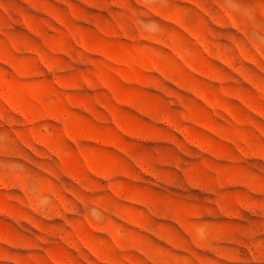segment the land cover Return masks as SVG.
<instances>
[{
	"label": "rangeland",
	"instance_id": "rangeland-1",
	"mask_svg": "<svg viewBox=\"0 0 264 264\" xmlns=\"http://www.w3.org/2000/svg\"><path fill=\"white\" fill-rule=\"evenodd\" d=\"M0 264H264V0H0Z\"/></svg>",
	"mask_w": 264,
	"mask_h": 264
}]
</instances>
